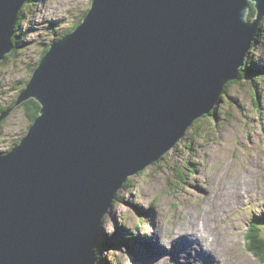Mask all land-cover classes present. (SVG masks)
<instances>
[{"label": "water", "instance_id": "obj_1", "mask_svg": "<svg viewBox=\"0 0 264 264\" xmlns=\"http://www.w3.org/2000/svg\"><path fill=\"white\" fill-rule=\"evenodd\" d=\"M27 1L0 0V64ZM263 20L264 0H92L0 115L41 104L0 154V264H97L119 191L218 109Z\"/></svg>", "mask_w": 264, "mask_h": 264}, {"label": "rangeland", "instance_id": "obj_2", "mask_svg": "<svg viewBox=\"0 0 264 264\" xmlns=\"http://www.w3.org/2000/svg\"><path fill=\"white\" fill-rule=\"evenodd\" d=\"M91 4L92 0L26 3L16 36L18 50L0 64L1 103L8 105L16 98L15 87L26 85L46 46L71 30ZM262 25L248 58L252 78L260 81L227 85L213 123L201 117L166 158L131 176L130 186L119 191L104 221L105 264H185L189 244L177 250L174 238L196 228L201 235L208 233L203 238L207 264H264L250 251L246 237L255 218L262 219L264 235V20ZM30 124L23 109L10 115L0 134V154L8 152ZM180 166L192 174L172 191L169 179L178 180Z\"/></svg>", "mask_w": 264, "mask_h": 264}, {"label": "trees", "instance_id": "obj_3", "mask_svg": "<svg viewBox=\"0 0 264 264\" xmlns=\"http://www.w3.org/2000/svg\"><path fill=\"white\" fill-rule=\"evenodd\" d=\"M252 5H253V9H252V12H251V17L250 18H254L255 17V15H256V8H255V5H254V3H252ZM24 8V7H23ZM23 8H22V11H23ZM21 11V13H20V16H19V19H18V24H17V27H19L20 25H21V21H22V19H23V16H22V12ZM87 12H88V10L85 12V14H84V16L87 14ZM84 18V17H83ZM83 18H81V19H79L70 29L71 30H68V31H66L64 34H63V36H65L67 33H69L70 31H72L73 29H75V27L78 25V24H80L81 22H82V20H83ZM263 26V25H262ZM261 32H259V34H260ZM259 34H258V36H259ZM16 36H17V34H15V36H14V41H15V43H16V47H15V49L10 53V54H8L7 55V57H6V59L5 60H7V59H9V57H11V56H13L14 54H15V52H17V48L19 47V45H18V43H17V41H16ZM62 36V37H63ZM55 41V40H54ZM257 41H258V37H257V39H256V42L253 44L254 46H255V44L257 43ZM52 43V42H51ZM50 43V44H51ZM50 44H48L47 46H46V48H45V50H44V52L42 53V55H41V58L39 59V61L37 62V64H36V67L38 66V64H39V62L41 61V59L43 58V55L45 54V52L49 49V46H50ZM47 49V50H46ZM5 60L1 63V64H3V63H5ZM36 67L34 68V70L36 69ZM251 70H252V66H251V63H250V61H247L246 60V63L244 64V66L242 67V70H241V72H240V75H239V77H238V79H235V80H231L229 83H228V85H231V84H234L235 82H239V80H243V81H247L248 79H253L252 78V72H251ZM254 81H260V77H255L254 79H253ZM28 83V82H27ZM27 83H26V85H27ZM26 85L24 86V87H22L20 90L18 89V86H16L15 87V90L17 91L16 92V95H15V99L10 103V104H8V105H5L4 103H1L0 102V115L5 111V110H7V109H9L10 107H13L14 105H15V102H16V100H17V97H18V95L20 94V92L26 87ZM256 94H257V92H256ZM18 109H23L24 111H25V113H26V115H27V117H28V119L30 120V122H31V124H32V122H34V120H35V118L39 115V113H40V110H41V104L36 100V99H34V98H31V99H29V100H27V101H25L22 105H20V106H18L17 108H15V110H13L11 113H10V115H12L14 112H16ZM218 114V109L216 110V111H212L210 114H208V115H206V116H208V118L210 119V123H213V119H212V117L213 116H215V115H217ZM9 115V116H10ZM8 116V117H9ZM7 117V118H8ZM7 118L6 119H4L1 123H0V134H1V131H2V127L4 126V124H5V122L7 121ZM199 120V119H198ZM197 120V121H198ZM196 121V122H197ZM196 122H195V124H196ZM30 124V125H31ZM194 124V125H195ZM30 125H29V127H30ZM29 127H28V129H29ZM202 127H203V125L201 126H199V127H197L196 128V130H197V132H199L200 131V129H202ZM28 129H27V131H28ZM193 129V128H192ZM27 131H25V135H26V133H27ZM194 134H196V131H194ZM22 139V138H21ZM21 139L19 140H16V142H14L13 144H12V146H11V148H10V150L15 146V145H17L18 143H20V141H21ZM178 145H179V143H178ZM164 158H166V155H164L160 160H157V161H154V163H152V165L153 164H156V163H159L161 160H163ZM145 170V169H144ZM144 170H142V171H144ZM141 171V172H142ZM178 173H177V178H178V180L176 181V182H174L173 180H171V179H169L170 181H169V184H170V186H171V188H172V191H175V190H178L179 189V181H181L182 183H185V181H186V179L188 178V176L190 175V174H192V172H188V170H187V168L184 166H180V168L178 169ZM140 172V173H141ZM139 173V174H140ZM130 182H132V178L130 177L128 180H127V182L125 183V187L126 186H130ZM120 196V195H119ZM119 197H117L116 198V200H115V202H117L119 199H118ZM262 219L261 218H255V220H253L252 222H251V224H250V227H249V229H248V232H247V235H246V237L248 238V247H249V249H250V251H252V253L253 254H255L256 256H258V257H261V258H263L264 259V235H263V227H262ZM103 236H104V234L102 233V237L100 238V244H98V247L96 248L97 249V255H98V262H97V264H105V262H104V259H103V253H102V250L104 249V247H106V243L107 242H105V240L103 239Z\"/></svg>", "mask_w": 264, "mask_h": 264}, {"label": "bare ground", "instance_id": "obj_4", "mask_svg": "<svg viewBox=\"0 0 264 264\" xmlns=\"http://www.w3.org/2000/svg\"><path fill=\"white\" fill-rule=\"evenodd\" d=\"M226 204V202L224 203ZM223 204V205H224ZM198 223V222H197ZM195 225V224H194ZM199 225V224H198ZM220 225V224H219ZM210 226V225H209ZM208 226V227H209ZM193 227V226H192ZM187 228V227H186ZM191 228V227H190ZM210 228V227H209ZM171 229V228H170ZM183 229V228H182ZM181 229V230H182ZM197 232H188L185 231L183 234L180 233L175 239V241L178 243V249H180V247H182V245L180 246V244H184L187 245L189 244L187 250L185 251V255L184 257L188 256V262L186 261L185 264L191 263V262H201L204 264V262H208V260L205 259L206 257V252L204 253V250L206 248V244L204 243L203 238H206L208 236V233L206 231L202 232V235L200 234V232L202 231L199 228H196ZM169 231V230H168ZM171 231V230H170ZM191 231V230H190ZM210 232V231H209ZM168 234V233H167ZM174 234V233H173ZM172 234V235H173ZM175 235V234H174ZM212 235V234H211ZM214 238V237H213ZM172 239V238H171ZM211 239V238H210ZM207 240V239H206ZM209 240V239H208ZM215 240V238H214ZM167 241V240H166ZM172 241V240H171ZM188 241L186 244L185 242ZM210 241V240H209ZM212 241V240H211ZM219 243V242H218ZM161 244V243H160ZM209 244V243H208ZM212 244V243H211ZM210 244V245H211ZM169 246V245H168ZM216 248V247H215ZM219 248V247H217ZM220 249V248H219ZM208 250V249H207ZM217 250V249H216ZM175 253V252H174ZM208 258V257H207ZM176 259V258H175ZM211 259V258H210ZM216 261L220 262V259H214ZM167 261V260H166ZM226 261V260H225Z\"/></svg>", "mask_w": 264, "mask_h": 264}, {"label": "clouds", "instance_id": "obj_5", "mask_svg": "<svg viewBox=\"0 0 264 264\" xmlns=\"http://www.w3.org/2000/svg\"><path fill=\"white\" fill-rule=\"evenodd\" d=\"M261 29H262V25H261ZM261 31H262V30H261ZM261 31H260V32H261ZM257 37H258V36H257ZM255 42H256V41H255ZM255 42H254V43H255ZM254 43H253V44H254ZM252 47H253V45H252ZM250 53H251V51H250ZM250 53H249V54H250ZM248 56H249V55H248ZM24 136H25V135H24ZM24 136H23V137H24ZM23 137H22V138H23Z\"/></svg>", "mask_w": 264, "mask_h": 264}, {"label": "flooded vegetation", "instance_id": "obj_6", "mask_svg": "<svg viewBox=\"0 0 264 264\" xmlns=\"http://www.w3.org/2000/svg\"><path fill=\"white\" fill-rule=\"evenodd\" d=\"M249 55H250V54H249ZM248 58H249V56H248ZM248 58H247V61H250Z\"/></svg>", "mask_w": 264, "mask_h": 264}]
</instances>
